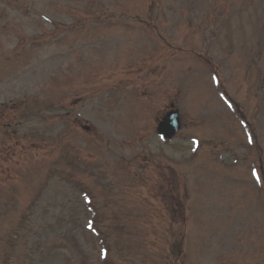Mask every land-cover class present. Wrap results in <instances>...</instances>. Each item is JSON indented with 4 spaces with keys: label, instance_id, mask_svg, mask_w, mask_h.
Instances as JSON below:
<instances>
[{
    "label": "rangeland",
    "instance_id": "obj_1",
    "mask_svg": "<svg viewBox=\"0 0 264 264\" xmlns=\"http://www.w3.org/2000/svg\"><path fill=\"white\" fill-rule=\"evenodd\" d=\"M0 264H264V0H0Z\"/></svg>",
    "mask_w": 264,
    "mask_h": 264
},
{
    "label": "water",
    "instance_id": "obj_2",
    "mask_svg": "<svg viewBox=\"0 0 264 264\" xmlns=\"http://www.w3.org/2000/svg\"><path fill=\"white\" fill-rule=\"evenodd\" d=\"M181 128V115L178 110H171L161 120L158 132L164 139L173 138Z\"/></svg>",
    "mask_w": 264,
    "mask_h": 264
},
{
    "label": "trees",
    "instance_id": "obj_3",
    "mask_svg": "<svg viewBox=\"0 0 264 264\" xmlns=\"http://www.w3.org/2000/svg\"><path fill=\"white\" fill-rule=\"evenodd\" d=\"M4 231H5V230H4V226H3V227H2V232H3V234H4ZM6 231L9 232V230H6ZM7 232H6V233H7ZM7 236H8V233H7V235H5V237H7ZM3 248H4V249H7V243H6V242L4 243V247H3Z\"/></svg>",
    "mask_w": 264,
    "mask_h": 264
}]
</instances>
